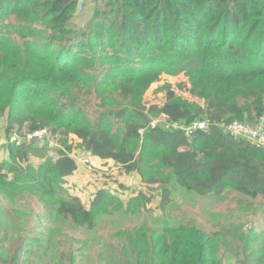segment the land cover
I'll use <instances>...</instances> for the list:
<instances>
[{
    "label": "trees",
    "instance_id": "16d2710c",
    "mask_svg": "<svg viewBox=\"0 0 264 264\" xmlns=\"http://www.w3.org/2000/svg\"><path fill=\"white\" fill-rule=\"evenodd\" d=\"M80 3L0 0L6 132L48 128L59 145L10 144L0 185L37 196L57 224L94 228L105 192L89 209L64 187L77 167L68 153L75 136L102 160L163 183L162 202H169L172 179L199 196L233 185L264 197V149L217 125L264 116V0H94L92 17L78 31L70 24ZM163 73L184 74V84L165 83L163 101L147 104L144 94ZM157 116L187 123L206 117L211 126L191 137L162 128L142 134ZM152 235L155 255L142 262L140 253L136 264H220L216 240L201 227ZM254 261L264 264V256Z\"/></svg>",
    "mask_w": 264,
    "mask_h": 264
},
{
    "label": "rangeland",
    "instance_id": "374dc122",
    "mask_svg": "<svg viewBox=\"0 0 264 264\" xmlns=\"http://www.w3.org/2000/svg\"><path fill=\"white\" fill-rule=\"evenodd\" d=\"M91 17L92 10L81 2L70 26L84 30ZM184 78L163 73L144 94L145 102H162V85L181 86ZM95 103L89 104L91 110ZM7 122V114H0V167L11 144ZM68 148L77 154L86 149L79 138L71 139ZM70 157L77 167L65 177L69 193L89 209L100 191L107 195L95 208V227L57 224L37 196L20 185H0V264H136L140 253L142 262L155 255V229L181 225H196L213 237L214 257L220 264H256L254 258L264 256V197L251 198L233 185L222 193L199 196L172 179L169 202H162L163 183L145 181L138 171L127 172L114 160L90 170ZM39 162L30 163L37 168Z\"/></svg>",
    "mask_w": 264,
    "mask_h": 264
},
{
    "label": "built area",
    "instance_id": "2783aa9c",
    "mask_svg": "<svg viewBox=\"0 0 264 264\" xmlns=\"http://www.w3.org/2000/svg\"><path fill=\"white\" fill-rule=\"evenodd\" d=\"M217 125L220 126L224 132L238 138H243L264 149V116L260 117L254 123L235 119L228 123H217ZM210 126L211 121L206 117H198L187 123L184 121H173L166 116H157L151 118L148 121L147 126L142 128L140 132L143 134L147 129L162 128L172 132L181 130L184 132L186 137H191L197 132L207 130ZM73 138L77 139L75 136L71 137V139ZM9 142L16 146H21L23 144L59 146L56 144L54 138L51 137L48 128H43L23 135L15 132L11 133L9 135ZM68 153L84 167H87L90 170H95L97 168V164L94 161L95 155L92 152L85 149V151L78 154L73 152L71 153V151H68Z\"/></svg>",
    "mask_w": 264,
    "mask_h": 264
},
{
    "label": "crops",
    "instance_id": "0c3cea01",
    "mask_svg": "<svg viewBox=\"0 0 264 264\" xmlns=\"http://www.w3.org/2000/svg\"><path fill=\"white\" fill-rule=\"evenodd\" d=\"M81 2H83L84 3V5H85V8H90L91 10H93V7H94V0H81ZM39 160V159H38ZM40 161V160H39ZM94 161H95V163L96 164H98V165H100L101 164V162L102 163H106L107 161H105V160H102L101 158H99V157H94ZM109 161V160H108ZM108 163H110V161L108 162Z\"/></svg>",
    "mask_w": 264,
    "mask_h": 264
},
{
    "label": "water",
    "instance_id": "95a60500",
    "mask_svg": "<svg viewBox=\"0 0 264 264\" xmlns=\"http://www.w3.org/2000/svg\"><path fill=\"white\" fill-rule=\"evenodd\" d=\"M8 158H9V156H8Z\"/></svg>",
    "mask_w": 264,
    "mask_h": 264
}]
</instances>
